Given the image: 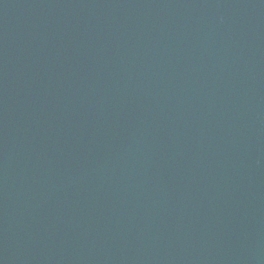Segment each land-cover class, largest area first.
Returning <instances> with one entry per match:
<instances>
[{"label":"water","instance_id":"95a60500","mask_svg":"<svg viewBox=\"0 0 264 264\" xmlns=\"http://www.w3.org/2000/svg\"><path fill=\"white\" fill-rule=\"evenodd\" d=\"M0 264H264V0H0Z\"/></svg>","mask_w":264,"mask_h":264}]
</instances>
